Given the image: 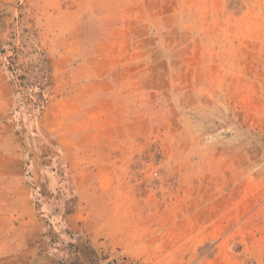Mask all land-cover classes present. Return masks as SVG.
Listing matches in <instances>:
<instances>
[{
  "label": "rangeland",
  "instance_id": "1",
  "mask_svg": "<svg viewBox=\"0 0 264 264\" xmlns=\"http://www.w3.org/2000/svg\"><path fill=\"white\" fill-rule=\"evenodd\" d=\"M0 264H264V0H0Z\"/></svg>",
  "mask_w": 264,
  "mask_h": 264
}]
</instances>
